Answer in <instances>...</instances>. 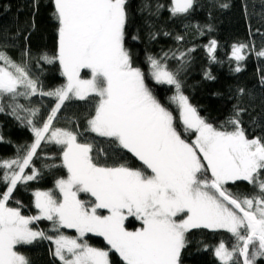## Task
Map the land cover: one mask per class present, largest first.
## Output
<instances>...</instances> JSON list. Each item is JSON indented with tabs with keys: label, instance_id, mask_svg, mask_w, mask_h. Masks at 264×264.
<instances>
[{
	"label": "snow or ice",
	"instance_id": "1",
	"mask_svg": "<svg viewBox=\"0 0 264 264\" xmlns=\"http://www.w3.org/2000/svg\"><path fill=\"white\" fill-rule=\"evenodd\" d=\"M52 3V16L58 24L56 52L40 53L37 62H58L66 77L64 85L43 91L39 78L30 75V47L26 44L23 59L16 62L3 50L7 45H0V111L11 108L12 114L26 122L33 133V142L20 146L14 159L0 160V182L6 186L0 193V264H31L17 246L37 238L54 242L53 255L62 264H112V250L123 264H180L187 234L198 228L225 229L231 234V248L223 240L215 247L221 264H256L257 258H264V136L250 139L246 135L240 120L246 109L238 101L233 105V115L219 128L199 114L184 94L179 79L193 49L179 51L178 56L177 52L171 53L180 61L176 69L168 66V52L160 57L147 56V72L134 66L132 52L126 46L129 0ZM151 7L145 2L141 11ZM163 7L156 4V12L149 11V15L157 14ZM168 7L173 16L186 15L193 9L194 0H171ZM155 35L150 32V39H155ZM132 39L138 40L139 36ZM205 47L209 61H216L217 42L212 40ZM251 51H255L252 44H234L230 59L243 61ZM256 55L264 56V48ZM84 69L90 72V78H81ZM240 70L239 65L234 69ZM204 76L215 79L210 71ZM150 79L174 87L175 92L168 99L179 110V124L150 87ZM260 82L264 84V76ZM245 91L240 88L237 95L243 96ZM38 92L56 98L42 123L35 120L39 109L17 103V98ZM90 94L97 103L86 131L108 138L118 149L133 154L143 167L101 164L92 154L94 145L78 140L82 134L54 127L66 100L84 99ZM8 100L12 103L8 104ZM20 112L25 115L22 117ZM187 136L194 139H186ZM42 142L62 146L68 175L56 180L62 199H57L51 190H37L34 205L39 214L25 216L19 201L17 207H10L9 201L18 183L40 175L33 159ZM30 167L31 173L25 174ZM238 181L248 182L256 193L241 195L227 187L229 182ZM79 193H90L94 199L81 200ZM129 217L139 220L141 227L128 230L125 221ZM41 219L52 222L54 235L33 229V223ZM62 227L75 229L78 237L62 234ZM86 233L103 237L110 248L81 241Z\"/></svg>",
	"mask_w": 264,
	"mask_h": 264
},
{
	"label": "trees",
	"instance_id": "2",
	"mask_svg": "<svg viewBox=\"0 0 264 264\" xmlns=\"http://www.w3.org/2000/svg\"><path fill=\"white\" fill-rule=\"evenodd\" d=\"M145 2L152 7L141 11ZM170 3L171 0H129L130 22L126 46L132 52L134 66H139L147 72V56L160 57L168 52V66L176 69L180 66V61L173 58L171 53L177 52L178 56L179 51L193 49L190 62L179 75L183 82L182 90L189 97V102L197 107L202 117L219 128L233 115V105L239 101V106L246 109L240 116L246 135L250 139L264 136V84L260 82L264 76V56L256 55V52L264 48V0H194L193 9L180 16L171 14L168 7ZM156 4H162L164 7L157 14L150 16L149 11L156 12ZM221 4H227L228 7L222 8ZM52 11V0H0V45H7L3 50L16 62L23 59L22 52L26 44L30 47L33 56L30 61V75L39 78L45 92L66 83V77L62 74L58 62H37L40 53L54 55L56 52L58 24L52 16ZM208 26H211V30ZM150 32L156 34L155 39H150ZM25 36L28 37L27 41ZM133 36H139V39L133 40ZM177 36H182L183 39L178 41ZM212 40L217 42L216 61L210 62L205 45ZM240 43L254 45L255 51L247 52L245 59L237 62L230 59V56L233 45ZM238 65L241 70L236 72L234 69ZM206 71H210L215 79H206ZM89 76L87 69L81 70V77ZM148 82L161 102L173 112L179 124V110L168 99L175 92L174 87L157 84L151 79ZM240 88L246 90L243 96L237 95ZM7 103L11 104L12 101L8 100ZM17 103L39 109L35 120L42 123L55 106L56 98L43 96L38 92L31 97L17 98ZM96 103L97 98L91 94L84 99L72 97L66 100L57 113L54 127L82 134L78 135V140L94 145L92 154L101 164L114 166L126 163L133 168L143 167L142 162L127 150L118 149L108 138L86 131L87 121L94 112ZM19 115L23 117L25 113L20 112ZM180 130L182 131V128ZM0 137L3 138L0 140V160L14 159L20 146L33 142L29 125L18 120L8 107L0 111ZM185 138L191 140L194 136ZM33 164L40 175L35 180L18 183L9 201L10 207H17L16 201H19L23 205L21 213L25 216L38 215L39 211L34 205V192L37 190H51L57 199H62V193L56 187V180L68 175L67 168L63 165L62 146L54 142H42ZM2 173L3 169H0V175ZM30 173L31 167L25 169V174ZM227 187L241 195L251 196L256 193V189L246 181L229 183ZM5 190V184L0 182V193ZM78 197L85 201L94 199L90 193H79ZM32 226L43 230L47 235H54L51 231L52 222L47 219L34 222ZM125 226L129 230H135L141 227V222L129 217ZM60 232L69 237L76 235L74 229L65 227L60 228ZM221 240L231 248L233 238L225 229H191L187 234V245L181 251L180 263L221 264L215 255V247ZM85 241L98 248H110L107 241L99 235L87 234ZM52 244V241L37 238L30 244L18 245L17 251L24 254L31 264H61L53 255ZM109 258L112 264H123L115 250L109 253ZM256 264H264V258H257Z\"/></svg>",
	"mask_w": 264,
	"mask_h": 264
},
{
	"label": "rangeland",
	"instance_id": "3",
	"mask_svg": "<svg viewBox=\"0 0 264 264\" xmlns=\"http://www.w3.org/2000/svg\"><path fill=\"white\" fill-rule=\"evenodd\" d=\"M82 79H88V78H90V76L89 77H86V78H83V77H81ZM210 174V173H209ZM229 183H232V182H229ZM78 196H79V194H78ZM79 198V197H78ZM38 214H39V212H38ZM29 216H32V215H29ZM38 221H35V223H37ZM126 222V221H125ZM33 227V226H32ZM66 228V227H65ZM33 229L34 230H37L38 228H34L33 227ZM69 229V228H68ZM38 230H40V229H38ZM75 230V229H74ZM129 230V229H128ZM76 231V230H75ZM131 231V230H130ZM87 234H95V233H86L85 234V236L87 235ZM95 235H97V234H95ZM85 236L84 237H81L80 238V240L81 241H85ZM72 237H78V233H77V231H76V235H74V236H72ZM52 247H53V252H54V250H55V244H54V242L52 241ZM93 247H95V246H93ZM55 257V256H54ZM55 259L59 262V263H61L62 264V262L59 260V258L58 257H55ZM180 264H182V263H180Z\"/></svg>",
	"mask_w": 264,
	"mask_h": 264
}]
</instances>
